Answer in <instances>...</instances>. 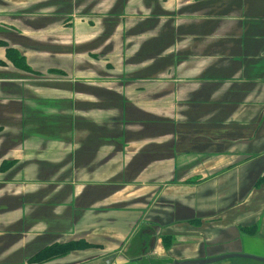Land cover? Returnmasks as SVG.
I'll list each match as a JSON object with an SVG mask.
<instances>
[{"label": "crops", "instance_id": "0c3cea01", "mask_svg": "<svg viewBox=\"0 0 264 264\" xmlns=\"http://www.w3.org/2000/svg\"><path fill=\"white\" fill-rule=\"evenodd\" d=\"M196 260L264 264V0H0V264Z\"/></svg>", "mask_w": 264, "mask_h": 264}, {"label": "trees", "instance_id": "16d2710c", "mask_svg": "<svg viewBox=\"0 0 264 264\" xmlns=\"http://www.w3.org/2000/svg\"><path fill=\"white\" fill-rule=\"evenodd\" d=\"M56 247L58 248V249H56V254H57V253H61V254H62V253H64L67 249H69V248H68V247H69L68 245L65 246V247H64L63 245H61V246L59 245V246H56ZM62 247H64L63 250H62ZM47 252H49L50 254L53 253L52 250H46V251H44L43 253H41L39 257H40V258H43V257L46 255ZM59 255H60V254H59Z\"/></svg>", "mask_w": 264, "mask_h": 264}, {"label": "water", "instance_id": "95a60500", "mask_svg": "<svg viewBox=\"0 0 264 264\" xmlns=\"http://www.w3.org/2000/svg\"><path fill=\"white\" fill-rule=\"evenodd\" d=\"M207 260H196V261H182V262H175L174 264H205Z\"/></svg>", "mask_w": 264, "mask_h": 264}]
</instances>
